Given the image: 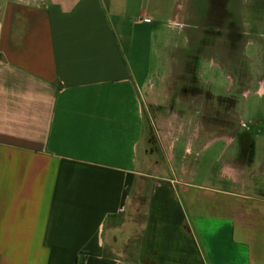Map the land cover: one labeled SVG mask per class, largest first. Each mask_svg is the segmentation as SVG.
Returning a JSON list of instances; mask_svg holds the SVG:
<instances>
[{"label": "crops", "instance_id": "obj_1", "mask_svg": "<svg viewBox=\"0 0 264 264\" xmlns=\"http://www.w3.org/2000/svg\"><path fill=\"white\" fill-rule=\"evenodd\" d=\"M262 8L0 0V264H264V146L246 153L239 133L202 129L196 94L161 137L172 176L148 190L139 231L115 225L140 192L144 97L155 80L189 61L198 70L184 41L214 52L211 42L256 32ZM209 55L223 70L212 61L220 53ZM220 144L217 168L200 167Z\"/></svg>", "mask_w": 264, "mask_h": 264}, {"label": "rangeland", "instance_id": "obj_2", "mask_svg": "<svg viewBox=\"0 0 264 264\" xmlns=\"http://www.w3.org/2000/svg\"><path fill=\"white\" fill-rule=\"evenodd\" d=\"M257 28L262 29L260 31ZM257 28L256 32L250 30V36L246 33L242 34L244 37L242 41L240 36H235L233 43L227 40L211 42L214 52L207 41L195 43L184 41L186 49H194L191 51L196 53L194 59L198 60V70L193 73L191 69L193 63L189 61L186 69L172 66L170 72L161 77L162 81L155 80L157 86L151 88L144 97V114L148 131L140 151V173L143 175L140 176L139 181L140 192L138 196L134 195L130 205L115 225L119 227L124 225L128 229L139 231L146 214L148 190L153 182L172 176L167 149L164 148L166 142L161 137L166 134L165 132H171V126L178 129L180 123L173 122L170 118L185 109V105L188 104L185 98H190L194 94L202 97L195 113L192 110V115L202 113L203 118L199 121L202 129L239 133L240 136L235 144L243 146L246 153L250 145L264 146V8H262V25ZM166 31L170 37H174L173 31L168 29ZM180 46L178 50L184 49ZM215 52H219L220 56L214 57L212 61L220 63L223 70L219 67L213 68L209 64L212 58L209 54ZM210 114L217 120L210 118ZM169 122L173 124L170 126ZM246 130H250L253 135L250 141L242 135ZM181 145L182 143H179L176 146V157L177 152L181 153ZM221 146V144L217 145L206 152L204 158L200 160V167L217 168L213 158L219 153ZM138 237L139 232L134 235V241H137Z\"/></svg>", "mask_w": 264, "mask_h": 264}, {"label": "trees", "instance_id": "obj_3", "mask_svg": "<svg viewBox=\"0 0 264 264\" xmlns=\"http://www.w3.org/2000/svg\"><path fill=\"white\" fill-rule=\"evenodd\" d=\"M195 72V70L193 69V73ZM146 202H148V197H146ZM139 246V238L137 241H130L128 246L126 247V252H128V254H133L137 251ZM132 256H130V258H132Z\"/></svg>", "mask_w": 264, "mask_h": 264}, {"label": "flooded vegetation", "instance_id": "obj_4", "mask_svg": "<svg viewBox=\"0 0 264 264\" xmlns=\"http://www.w3.org/2000/svg\"><path fill=\"white\" fill-rule=\"evenodd\" d=\"M210 117H211V114H210Z\"/></svg>", "mask_w": 264, "mask_h": 264}]
</instances>
